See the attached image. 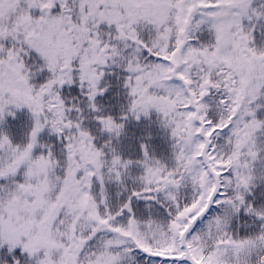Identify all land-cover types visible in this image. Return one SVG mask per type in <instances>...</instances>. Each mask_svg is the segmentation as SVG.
I'll return each mask as SVG.
<instances>
[{"label":"snow or ice","instance_id":"6c2138e0","mask_svg":"<svg viewBox=\"0 0 264 264\" xmlns=\"http://www.w3.org/2000/svg\"><path fill=\"white\" fill-rule=\"evenodd\" d=\"M0 264H264V0H0Z\"/></svg>","mask_w":264,"mask_h":264}]
</instances>
